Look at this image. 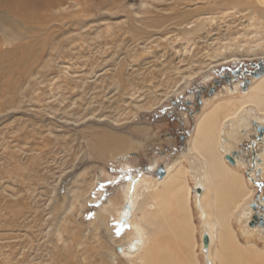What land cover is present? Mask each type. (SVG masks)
<instances>
[{
	"label": "rangeland",
	"instance_id": "1",
	"mask_svg": "<svg viewBox=\"0 0 264 264\" xmlns=\"http://www.w3.org/2000/svg\"><path fill=\"white\" fill-rule=\"evenodd\" d=\"M104 1H89L80 17L53 21L52 38L42 33L26 39L37 51H41L38 42L48 39L37 66L31 67L27 74L21 67L23 49L10 54L17 44L18 31L9 34L10 28L5 25L0 29L3 41L5 38L13 42L1 46L0 80L3 77L2 80H17L8 91L12 97L10 105L6 103L0 108V264L107 263L112 257L106 252L101 255L95 252L102 243L117 249V244L126 240L127 227L118 226L116 212L124 205L122 190L126 183L136 174L155 176V172L147 170L151 161L163 166L184 152L185 140L202 108L213 101L240 96L242 86L230 93L225 86L231 89L233 86L227 83L215 89L212 96L208 95L213 77L225 69L248 67L264 59V18L253 13L254 9L264 10V0H238L240 6L228 11L233 18L228 16L225 21L221 18L223 9L217 10V14L209 13L204 25L193 34L185 32L178 23L194 20L199 15L189 16L188 12L205 11L211 1L144 0L146 7L142 9L138 8L140 0H114L116 6ZM248 5V11L239 12ZM81 8L78 5L69 12L78 13ZM0 12L10 17L5 11ZM198 21L204 19L196 18ZM208 21L212 24L208 25ZM75 22L83 26L74 25ZM216 60H220L219 64ZM213 64L216 65L208 71H198ZM10 68L11 76L5 71ZM116 80L123 87L121 90ZM4 83L0 81V85L5 86ZM131 85L133 94L129 92ZM197 94L202 105L199 109ZM4 96L7 95L0 93L1 101L6 99ZM255 106L248 105L227 122L231 123L226 130L227 141L232 140L228 142L229 154L240 151L243 143L251 140V134L258 135L257 125L264 126V111ZM181 134H186L184 141ZM256 142L257 139L253 141L255 145L264 144ZM256 150L258 156L261 150L258 146ZM242 153L246 155L238 152L234 155L241 156L251 169V157L247 152ZM188 160L182 159L185 165L182 177L191 187L188 208L193 226L187 223L186 231L194 240L193 253L198 264H216L217 259L207 261L205 255L209 251L202 247L203 237L207 235L201 238V234L205 222L217 216L222 218L217 219L220 234L227 227L230 232L235 231L242 248L250 242L257 250L264 251V230L259 227L249 232L246 220L239 218V211L244 214L247 203L251 202L250 207L256 204L258 191L264 196V172L254 170L256 182L262 183L259 190L249 181L248 168H234L243 173L244 188L251 189V197H246V201L233 199L230 209L238 201L235 211L222 203L220 208L211 198L205 215L193 194L197 169L191 171L194 163ZM202 173L203 169L196 172ZM148 187V191H141L139 205L154 213L158 208L156 201L151 200L155 198L152 197L155 188L151 183ZM74 192L83 197L75 200ZM84 192L88 193L87 197ZM206 194L214 197L213 192ZM110 199L114 211L100 212ZM227 199L230 197L225 202ZM137 215L141 216V212ZM57 228L64 242L58 240ZM72 230L79 231L81 242L92 249L90 255L75 248ZM219 246L215 241L213 248ZM230 248V244H225V264L233 262ZM119 256L115 259L117 264L131 263Z\"/></svg>",
	"mask_w": 264,
	"mask_h": 264
},
{
	"label": "bare ground",
	"instance_id": "2",
	"mask_svg": "<svg viewBox=\"0 0 264 264\" xmlns=\"http://www.w3.org/2000/svg\"><path fill=\"white\" fill-rule=\"evenodd\" d=\"M89 1L91 0H0V11H5L6 13H8V15L10 14V17H7L5 16L6 14L4 15L0 12V26H1L0 29H2V27H4L5 25L10 28V31L7 30L9 34L12 33L11 31L13 32L18 31L16 32V34L18 35L17 44L14 43L15 44L13 47L14 49L11 51V53L8 51L7 52L14 55V53H17L19 48L23 49L24 54L21 55L22 56L21 67L26 72L25 74L31 71L30 70L31 67L37 66L38 59L41 58L40 56L42 53L41 51L44 45H46L48 40L47 38H46L47 40H44L45 38H43V41L38 42L41 51H37L33 48L34 46L33 47L30 46V43L26 41V39L28 38L31 39V37H36V36L39 37L40 35H42V33L50 34V36L48 35V38L50 37L52 38L54 36V35L52 36L54 29L50 27L52 22L59 21L61 18L65 19L69 17L73 19V17H80L82 13L86 11L84 10L85 9L84 7L87 5ZM106 1L107 0H105L104 3H106ZM108 1L110 5L111 4L112 6L114 5V0H108ZM206 1L212 3L211 6L205 11H199L200 9H196L193 12H188L189 16L199 15L196 18H198L199 20L204 19V21L202 22L198 21V23H196V18L192 17L194 18V20L192 19L189 21L183 20L182 22L178 23V25L181 26L185 30V32L189 34L195 33L194 31H197V29H199L202 26V24L204 25V23L206 22V17L209 16L208 14L209 13L217 14L218 12L216 11L219 9H223L224 11V13L221 15V18L223 20L228 16L229 18L231 17L233 18V15L228 11H230V9L236 7L237 5L240 6L238 4V0H231V2L227 0L226 1L206 0ZM194 3L197 4V2ZM145 4L146 2L144 0H140L138 8L140 9L145 8L146 7ZM249 4H251V2ZM78 5H82L83 8H81V11H78V13L69 12L72 7H76ZM249 7L250 5H248V7H246L245 9L240 8L239 12H242L244 10L248 11V9H250ZM172 8L174 9L175 7ZM172 8L170 9L172 10ZM164 9L166 11L169 8L167 7ZM66 11L67 13H64ZM255 12L258 13L260 16H262V18H264L263 8L254 9L253 13ZM138 13H139L138 10L135 9L134 14L137 15ZM229 18H226V20H228ZM73 24L80 25L81 27L83 26L82 23L78 24V22H75ZM207 24L208 25L212 24V21H208ZM48 29H52V30H50V32L47 33ZM2 38L0 37V51L2 49L1 46L4 43L5 44L13 43L12 40L10 41L5 38H4L5 41H3ZM31 50L32 52H30ZM4 52H6V50ZM29 54L31 56H29ZM7 56L9 57L10 55ZM216 61L218 62L216 64H219L220 60H216ZM222 62L223 61H221V63ZM216 64H213L212 66L207 65L205 66L206 68L204 66L200 67L198 71L201 72L208 71ZM15 70H17V68H15ZM5 71H8L6 73L9 74L13 70L12 68H10V69H6ZM1 76L2 75H0V78ZM2 79L0 81L1 82L5 81L4 83L5 86H3L2 84H1L2 86L0 85V93L3 95L6 94L7 96L2 97V98H6L5 100L2 101L0 100L1 101L0 108L4 107L6 103L10 105L9 101L12 99V97L9 95L8 91L11 89L12 86H14V82L17 81V80L14 81V79H12L11 81L10 78L9 80L6 79L2 80ZM23 80L24 79H22L21 81L22 84H23ZM19 83L20 82H18V84ZM117 83L119 82L117 81ZM239 85L240 83L236 82L233 85L232 89L227 86L225 87L227 88V91L232 93L233 91L235 92L238 91L240 87ZM118 87L120 88V90L123 88L120 83ZM132 88L133 87L131 85L129 87V92L133 94L134 92ZM242 89L244 90L239 91L241 93L240 96L237 95L238 97H231L225 100L210 102L209 106L202 108V110H200L197 113V118L193 123L192 132L189 138L185 140V144H184L185 151L182 152L171 163H165L162 166V164L157 163L156 161L150 162V165L147 170L149 172L154 173L161 166L164 170V173L161 177L157 175L152 176L150 174H145V175L136 174L126 183V188L122 190V193L124 194V198H125L124 205L121 207L119 206L120 208L116 210L118 226L120 225L122 227L124 226L127 227V230L124 233L126 235V236L124 235L125 236L124 238L126 240H124L123 242H119V244H117V249H114L113 246L109 244L106 245L105 243L101 244L103 245L102 247L100 245V250L96 251L95 253L99 254L100 252L101 255V253L106 252L110 257H112L111 259L108 257L109 261L105 264H117L118 262H115V259L117 257H120L119 255L129 259V261H131L132 264H198L196 255H194L195 253H193L194 240L191 239L192 237L191 234L187 233L186 231V224L190 223L189 219L191 218L190 215L191 212L189 209L190 207L188 208V204H189L188 202L190 201L191 187L188 186V184L183 180L182 177L184 171L183 168L184 164L182 159L184 158L185 159L189 158L188 161L190 163H194L192 167L190 166L191 171L192 168L195 170L197 169L196 172H199L200 169H203V173L200 175L199 174L197 175L195 172L197 181L194 185L195 188V190L193 189L194 193L192 192L195 196V201L197 200L196 205H198V207L201 208V213L205 212V215L208 213L207 211L208 201L211 198H213L214 204H217L220 208H223L221 205L222 203L224 206H227L229 210L231 205L233 204V199L243 198L245 200L246 197L247 198L251 197L252 195L251 189L247 188L246 190L244 188L246 183L244 180L243 173L234 171L233 167L230 166L229 163L235 166H242L245 169L248 168V173L246 172V175L249 181H251L252 183H254V181L256 182L254 170L259 169L261 170V173L264 172V144H262V146L259 147L261 150L259 155L257 156L259 160L256 161L254 166L250 169L249 168L250 166L249 167L247 166L248 164H246L245 160L241 156L234 157L232 153L229 154L231 149L230 146L231 144H229L228 142H230L231 139L227 141L228 132H226V130L227 128H229L228 126L231 124V123L228 124L227 122H229L231 118L236 117V115L239 114V112L243 110L245 107H248V105L250 106L256 105L257 106V107L255 106L256 108H258L260 111H264V73L259 77H252V82L245 88H243L242 86ZM127 90L128 88L125 89V94H127L128 96L129 93L128 92L126 93ZM216 94L217 92L213 95V98L215 97ZM40 99L41 97L39 98V100ZM201 106L202 105H200L199 107ZM257 126H261V125H257ZM18 137H20V135ZM263 139H264V135H262V137H258L257 135L256 143H258V141L264 143ZM227 156L232 157L233 163H231L226 158ZM199 157H202L203 162L199 160ZM193 159H196V162L195 160L192 161ZM94 183L96 182L95 181L93 182L92 188L94 186ZM150 183L152 184L153 189L155 188L154 189L155 191L152 194V197L155 198H152L151 200L156 201V204L158 205L157 206L158 208H156L157 210H155L154 213H152L151 211L149 212V210H147V207H145L144 204H143L144 206L142 207L139 205L141 203L140 202L142 196L141 191L144 190L145 192L147 189H149L148 185L150 186ZM208 192H213L214 197H212L211 194L210 195L206 194ZM87 195L88 193L87 194L85 193V197H87ZM216 195L218 196L217 198ZM79 197H83V195L79 192H74L75 200ZM226 197H230V199H227V202H225ZM260 198L259 201H257L255 204L256 211L258 210V203L264 205V203L261 202ZM111 201L112 200L110 199L108 203H105L104 207L101 208L100 212L111 213L112 211H114ZM250 203L249 204L247 203L248 206L244 210L245 211L244 214L242 213V211H239V214H241L239 218L240 219L244 218L246 220L245 221L246 224H248L254 211L252 207H250ZM237 209H238V201H236V203L234 202V205L230 210L235 211ZM138 211L141 212V216L137 215ZM220 213H222V211ZM95 215H98V213H96ZM219 218H220L219 216H217L216 218L213 217V219H209L207 223L205 222V228L203 233L201 234V238L204 235H207L208 237L207 246H205L204 243H202V247L206 248L209 251L205 255L207 261L209 260L210 263L212 262V260L217 259L216 264H225L226 262V255H224L225 244H230L231 245L230 251H232V253L234 254L231 256V260L233 259V262L231 261L230 263L264 264V251L257 250L253 245L250 244V242H247L246 248H242V246L238 244V238L234 233L235 232L234 230H233L234 232H230L229 231L230 229L226 227L225 228L226 230L222 231L221 234L218 232ZM223 218H225V216H223ZM101 223H103V221H101ZM149 224L151 225L152 228L149 226ZM190 224H192V222ZM57 229L58 231L60 230L59 228ZM259 229L260 228L257 225L249 226L248 224L249 232H253V231L255 232ZM78 232L79 231L77 230H72V236L76 240L75 248L78 249L81 248L82 254L86 253L87 255V253H89L90 255L92 249L88 247V244L86 246L85 242L84 243L83 241L81 242V240L79 239V235H77ZM216 237L218 239H216ZM57 238L59 241L64 242V240L61 239L60 231L57 233ZM215 241L216 243H219L220 246L213 248ZM170 244L174 245L173 248L170 247Z\"/></svg>",
	"mask_w": 264,
	"mask_h": 264
},
{
	"label": "flooded vegetation",
	"instance_id": "3",
	"mask_svg": "<svg viewBox=\"0 0 264 264\" xmlns=\"http://www.w3.org/2000/svg\"><path fill=\"white\" fill-rule=\"evenodd\" d=\"M257 63H253V64H251V66H248V67L241 65V66H235L232 69L223 70L222 72L217 74L215 77H213L212 85L210 87L216 86L215 89H218V88L223 87L224 85L223 86L219 85V84L217 85V83H221V84L227 83L228 85L233 86L236 82H241L239 86H243V85L248 86L251 83V79H250L251 77H249V72H252L257 68ZM208 90H207V92H208ZM251 135L253 136L254 134H251ZM185 136H186V134H181V140L184 141ZM252 136L250 137L251 138L250 141L243 143V146L240 149V151L235 150L236 154L238 152V153H241V155H242L243 154L242 151H244V153L247 152V155L249 156V158L252 157L253 154H255V155L258 154V151L256 150V146H258V148H259L260 145H255V143H253V141H256L257 136H253V137H255V139L252 138ZM253 147H254V149H252ZM250 152H251V154H250ZM243 155H246V154H243ZM233 156L235 157V155H233ZM259 190H261V188H259Z\"/></svg>",
	"mask_w": 264,
	"mask_h": 264
},
{
	"label": "water",
	"instance_id": "4",
	"mask_svg": "<svg viewBox=\"0 0 264 264\" xmlns=\"http://www.w3.org/2000/svg\"><path fill=\"white\" fill-rule=\"evenodd\" d=\"M264 73V59L259 61L257 63V68L252 71V72H249V75L251 77H259L260 75H262ZM216 84V83H215ZM222 85L221 83H217V85ZM216 87V86H215ZM215 87H210L207 94L208 95H212L215 91ZM246 85H243V88H245ZM200 98V94H197L196 95V102H197V109H199V106L201 104V100L199 99ZM256 130H257V134H258V137H262V135H264V126L261 125V126H257L256 127ZM233 155L236 154V152L234 151L232 153ZM231 163H233V159L231 156H227L226 157ZM259 158H257V156L255 154H253V156L251 157V164L252 166H254L255 162L258 161ZM164 173V170L163 168L160 166L158 168V170L155 172V174L159 177H161ZM257 173H260V170L258 169L257 170ZM254 183L259 187L261 188L262 186V183H257L254 181ZM259 198H260V192L258 191V193L256 194L255 196V200L256 201H259ZM261 202L264 203V196H261ZM252 209L255 211V213L252 215L251 219L249 220L248 224L249 226H259L260 228H262L264 230V205L263 204H259L258 203V210L256 211V205L255 203H252L251 205ZM207 238L204 236L203 237V243L205 246H207Z\"/></svg>",
	"mask_w": 264,
	"mask_h": 264
},
{
	"label": "crops",
	"instance_id": "5",
	"mask_svg": "<svg viewBox=\"0 0 264 264\" xmlns=\"http://www.w3.org/2000/svg\"><path fill=\"white\" fill-rule=\"evenodd\" d=\"M196 115H197V114H196ZM235 157H237V156H235ZM229 165H230V166H232V167H233V169H234V168H236V167H238V166H235V165H233V164H230V163H229Z\"/></svg>",
	"mask_w": 264,
	"mask_h": 264
}]
</instances>
